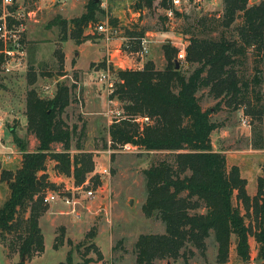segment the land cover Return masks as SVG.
<instances>
[{
	"label": "trees",
	"instance_id": "obj_1",
	"mask_svg": "<svg viewBox=\"0 0 264 264\" xmlns=\"http://www.w3.org/2000/svg\"><path fill=\"white\" fill-rule=\"evenodd\" d=\"M155 1L135 0L134 8L150 9ZM169 2H159L166 9L161 17L163 21L169 19L165 14ZM221 2L220 13H206L196 19L199 26L205 22L217 24L222 32L216 39L197 36L189 39L185 62L195 67L187 75L180 63L176 69L177 50L167 44L162 46L163 69H157L148 60L140 69L114 72L115 89L109 98L120 104L121 114L108 127L109 148L117 150L131 145L149 154L165 153L142 172L146 191L142 212L147 218L160 220L165 231L138 236L133 247L136 264L174 261L184 255L181 251L192 253L188 245L202 253L210 236L216 245L217 264L227 263L232 239L240 264H251L250 237L258 245L257 264H264V180L257 179L255 195L247 193V180L241 177L238 167L227 168L225 156L213 151L210 134L219 126L211 121V111L203 110L196 96L207 88L215 99L227 97L232 102H244L243 92L248 90V83L239 77L235 66L242 64L250 49L264 64V1L252 6L248 0ZM99 13H102L100 3L89 0L79 17L69 21L56 17L48 26H57L64 40L67 35L80 45L91 39L84 30L96 22ZM172 13L181 16L176 10ZM108 24L116 28L115 19H110ZM133 35L136 34L129 33L128 37L137 47L144 31ZM58 60L61 69L62 53ZM100 66L103 68L104 62ZM32 69L30 65L27 73L30 89L25 100V128L36 139L37 147L28 152L26 144L10 129L14 142L23 151L21 164L14 172L2 170L0 178L9 190L0 207V241L6 248L17 246L19 255L27 259L44 252L38 220L47 211L41 198L47 184L43 174L47 160L55 162L54 169L59 174L73 178L77 187L94 171L92 153L79 147L76 154H70L75 127L69 128L62 116L71 103V88L56 83L54 96L42 98L32 88L36 80ZM261 82L257 75L250 81L255 86ZM53 144H61L62 150L53 151ZM254 149H264V143H254ZM91 180L94 182L91 186L96 188L99 177L92 175ZM234 201L242 205L243 214ZM246 218H250L249 225ZM88 235L94 237V231ZM62 241L60 237L56 244ZM89 248L98 260L102 259L93 242ZM84 261L88 264L91 259ZM59 264H72L71 253L68 252L66 262Z\"/></svg>",
	"mask_w": 264,
	"mask_h": 264
},
{
	"label": "rangeland",
	"instance_id": "obj_2",
	"mask_svg": "<svg viewBox=\"0 0 264 264\" xmlns=\"http://www.w3.org/2000/svg\"><path fill=\"white\" fill-rule=\"evenodd\" d=\"M88 1L49 0L47 9L52 10L36 14L38 19H44V23H27L31 28L38 27L34 33L35 42L25 40L27 70L14 76L0 75V116L4 122L2 145L13 153L5 156L0 162V178L2 170L14 172L21 164L23 151L14 142L10 129L26 144L28 152H33L37 147L36 139L27 134L25 128V100L30 89L27 73L32 65V71L36 75L32 88L40 97L52 98L56 83H64L71 88V103L62 118L69 128L75 127L70 154H76L80 147L83 152L93 155L94 171L86 177H99L98 186L93 188L96 190L95 198H84L82 191H76L78 187L73 178L59 174L54 169L55 162L48 159L43 172L47 184L41 192V197L47 192H53L57 194L58 199L46 205L47 211L38 220L44 237V252L33 259H27L19 255L17 246L6 248L0 241V264H59L66 262L68 252L71 253L72 264H87L84 261L87 259H91L88 264H136L133 247L138 236L163 234L165 231L160 220L147 218L142 212L146 199L142 172L150 164L163 158L165 153L149 154L131 145L117 150L109 148L108 127L113 121L109 111L120 109V104L116 100L109 104L106 88L97 79L105 52L104 36L99 34L97 26L109 23L110 19L116 21V32L110 36L109 43L112 42V47L120 48L125 53L114 59L115 63L122 61L124 65L131 67L130 69H139L146 61L152 60L157 69H163L165 60L162 46L167 44L177 50L176 61L187 75L195 67L185 62L189 39L192 36L216 39L222 32L217 24L205 22L199 26L196 19L206 13H220L222 2L193 0L180 8L172 7L169 2L167 10H176L181 16L172 14L169 19L163 21L161 17L166 9L160 6L161 0H156L150 9L141 10L134 8L135 0H95L100 3L102 13L97 15L93 25L84 30V34L89 35L91 39L85 42L82 48H78L76 42L67 35H64V40L60 28L46 25L45 20L53 18L57 11L67 20L79 17ZM262 1L264 0H248V4L257 5ZM39 2L40 0H16V6L24 11H36ZM142 31L148 40V54L140 67L139 58L128 55L127 51L137 48L128 34L137 36V33ZM63 50L67 59L63 61L60 69L58 55ZM180 50L184 54L183 60H177ZM235 70L239 77H243L248 83V90L243 92L244 102H232L227 97L215 99L207 88L201 89L196 96L202 109L211 111V121L219 126L210 134L213 151L225 156L227 168L238 167L241 177L247 180V193L253 196L257 189V179L262 177L264 180V149H254V143H264V64L250 49L246 51L242 64L235 66ZM255 75L262 79L256 86L250 83ZM52 150L60 152L61 144H53ZM105 168L109 169V176L99 174ZM92 183L94 182L91 180L90 185ZM8 194L7 183L0 179V207ZM64 197L76 204H64ZM234 205L244 213L241 204L234 201ZM245 220L249 225L250 218ZM90 231H94V237L88 235ZM60 237L62 243L56 244ZM11 239L9 236L8 241ZM92 242L100 250L101 260H98L97 254L89 248ZM249 246L250 262L257 264L258 245L252 237L249 238ZM187 247L192 253L181 251L184 255L174 261L165 259L156 260L154 263L217 264L213 236L206 239V249L202 253L190 245ZM234 247L232 239L226 264H240Z\"/></svg>",
	"mask_w": 264,
	"mask_h": 264
},
{
	"label": "built area",
	"instance_id": "obj_3",
	"mask_svg": "<svg viewBox=\"0 0 264 264\" xmlns=\"http://www.w3.org/2000/svg\"><path fill=\"white\" fill-rule=\"evenodd\" d=\"M199 1V0H197ZM171 6L174 8H180L183 5H188L189 0H170ZM12 8V11L9 8ZM166 16L170 18L172 16V10L166 11ZM35 18L34 11H24L16 6V0H1L0 3V75L14 76L21 74L27 70V49L24 40L25 24ZM99 34L104 36L106 42L107 54L104 60V67L98 72V82L106 88L108 97L114 93L116 78L114 72L116 70L130 69L122 63V61L113 62L109 51L110 36L116 32L115 28L109 26L108 23L99 24L97 26ZM123 52L122 50H120ZM129 52L128 55L135 56L141 61L148 54V40L143 37L138 40L137 48ZM121 54V53H120ZM183 51H179L177 60H183ZM117 66V67H115ZM118 68V69H117ZM140 69V68H139ZM113 100L109 98V104H113ZM112 118H118L121 111L118 109L109 111ZM4 133V122L0 116V162L5 156L13 154L2 145V138ZM125 145L124 147H128ZM5 149V150H4ZM109 169H103L99 174L109 176ZM76 191H82L83 197L89 200L95 198L96 190L90 185V177L76 189ZM42 203L49 205L57 201L58 196L53 192H47L42 195ZM64 204H76L68 197L62 199Z\"/></svg>",
	"mask_w": 264,
	"mask_h": 264
},
{
	"label": "crops",
	"instance_id": "obj_4",
	"mask_svg": "<svg viewBox=\"0 0 264 264\" xmlns=\"http://www.w3.org/2000/svg\"><path fill=\"white\" fill-rule=\"evenodd\" d=\"M71 2V1H70ZM49 0H40V2H39V7L37 8V10L36 11H34V10H32V11H34V14H35V18L34 19H31V20H29L28 22H33V23H35V24H38V22H40L41 21V23H44V19H42V17H41V19H38L37 17H36V14H42L43 13V11H45V12H50L52 9H50V10H48L47 9V7H48V5H49ZM67 5V4H66ZM54 11V10H53ZM57 13V15H55L53 18H47V20H45L46 21V25H48L49 24V22L50 21H52L54 18H56V17H59V18H61V19H64V20H67V19H65L64 17H61L60 16V11H57L56 12ZM38 16V15H37ZM72 19V18H71ZM67 21H69V20H67ZM27 22V23H28ZM27 23H26V27H25V30H27V32L25 31V33H24V40H26L27 42H35V39H34V33L36 32V29L38 28V27H33V28H31V26H30V24H28L27 25ZM49 27V26H48ZM52 27H57V26H52ZM30 28L32 29V31L30 30ZM103 41H105L104 40V38H103ZM87 43V42H86ZM29 44H31V43H29ZM85 43H83V44H80V45H76L78 48H82L83 47V45H84ZM112 42H110L109 43V46H110V48H109V51H110V54H111V59H112V61L113 62H115L114 61V59H118V58H120L119 56H120V53L122 54V55H124V51L123 52H121L120 51V48H114V47H112ZM104 60H105V58H106V54H107V49H106V42H104ZM62 54H63V61L65 60L66 61V59H67V54L65 53V51L63 50L62 52H61ZM75 55H77V54H75ZM118 57V58H117ZM123 57V56H122ZM140 63V64H139ZM143 63V60L141 61L140 59H139V62H138V64L140 65V67H141V64ZM102 69V68H101Z\"/></svg>",
	"mask_w": 264,
	"mask_h": 264
},
{
	"label": "water",
	"instance_id": "obj_5",
	"mask_svg": "<svg viewBox=\"0 0 264 264\" xmlns=\"http://www.w3.org/2000/svg\"><path fill=\"white\" fill-rule=\"evenodd\" d=\"M179 67V64H178V62L176 61V69Z\"/></svg>",
	"mask_w": 264,
	"mask_h": 264
}]
</instances>
